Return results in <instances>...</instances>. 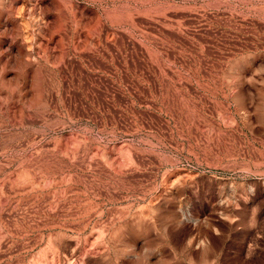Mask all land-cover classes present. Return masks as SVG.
<instances>
[{"label":"rangeland","instance_id":"rangeland-1","mask_svg":"<svg viewBox=\"0 0 264 264\" xmlns=\"http://www.w3.org/2000/svg\"><path fill=\"white\" fill-rule=\"evenodd\" d=\"M0 264H264V0H0Z\"/></svg>","mask_w":264,"mask_h":264}]
</instances>
